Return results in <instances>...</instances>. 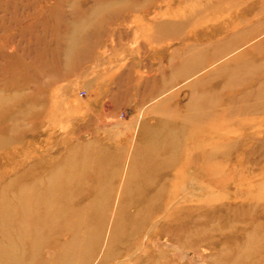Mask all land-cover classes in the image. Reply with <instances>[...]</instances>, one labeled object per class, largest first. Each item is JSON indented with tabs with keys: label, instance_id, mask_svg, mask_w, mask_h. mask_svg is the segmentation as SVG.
Masks as SVG:
<instances>
[{
	"label": "rangeland",
	"instance_id": "rangeland-1",
	"mask_svg": "<svg viewBox=\"0 0 264 264\" xmlns=\"http://www.w3.org/2000/svg\"><path fill=\"white\" fill-rule=\"evenodd\" d=\"M0 264H264V0H0Z\"/></svg>",
	"mask_w": 264,
	"mask_h": 264
},
{
	"label": "bare ground",
	"instance_id": "bare-ground-1",
	"mask_svg": "<svg viewBox=\"0 0 264 264\" xmlns=\"http://www.w3.org/2000/svg\"><path fill=\"white\" fill-rule=\"evenodd\" d=\"M193 52H191L190 54H188V64H190V63H192L191 61H192V59H193Z\"/></svg>",
	"mask_w": 264,
	"mask_h": 264
}]
</instances>
